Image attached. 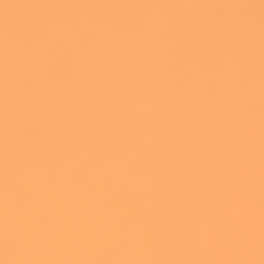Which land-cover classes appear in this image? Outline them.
Returning <instances> with one entry per match:
<instances>
[{
  "label": "clouds",
  "instance_id": "1",
  "mask_svg": "<svg viewBox=\"0 0 264 264\" xmlns=\"http://www.w3.org/2000/svg\"><path fill=\"white\" fill-rule=\"evenodd\" d=\"M259 4L42 0L0 34V264H259Z\"/></svg>",
  "mask_w": 264,
  "mask_h": 264
},
{
  "label": "snow or ice",
  "instance_id": "2",
  "mask_svg": "<svg viewBox=\"0 0 264 264\" xmlns=\"http://www.w3.org/2000/svg\"><path fill=\"white\" fill-rule=\"evenodd\" d=\"M119 4H143L151 5L153 3H119ZM184 5L201 6L204 4L184 2ZM247 7H254V4H247ZM261 8V33H260V223H261V241H262V255L259 264H264V0H260L259 4ZM31 23V22H30ZM29 23V24H30ZM29 24L22 29L12 30L6 28L4 31L5 38L11 40H18L23 34L24 30L29 26ZM242 111L246 117H251L254 113V103L249 99L244 103ZM247 181L250 186L254 183V178L249 173ZM17 198L22 199L20 193H17ZM249 217L248 225L250 226L251 220L254 216V201L250 198L248 202ZM34 264H97V262H59V261H47V262H34ZM130 264H189V262H179V261H138L130 262ZM191 264H196V262H191ZM201 264H255L254 261L246 262H217V261H205Z\"/></svg>",
  "mask_w": 264,
  "mask_h": 264
},
{
  "label": "bare ground",
  "instance_id": "3",
  "mask_svg": "<svg viewBox=\"0 0 264 264\" xmlns=\"http://www.w3.org/2000/svg\"><path fill=\"white\" fill-rule=\"evenodd\" d=\"M42 0H0V34L6 28L19 30L25 28L33 19L32 5ZM55 2L89 3H184L225 4L233 2L257 3L258 0H55Z\"/></svg>",
  "mask_w": 264,
  "mask_h": 264
}]
</instances>
